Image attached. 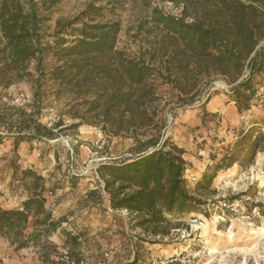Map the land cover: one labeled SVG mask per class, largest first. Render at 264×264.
Listing matches in <instances>:
<instances>
[{"label":"rangeland","instance_id":"374dc122","mask_svg":"<svg viewBox=\"0 0 264 264\" xmlns=\"http://www.w3.org/2000/svg\"><path fill=\"white\" fill-rule=\"evenodd\" d=\"M95 1L62 0L58 12L52 15L51 22L44 28L46 34L52 33L55 21H69ZM113 2L117 17L114 15L110 20H116L121 29L116 50L123 52L122 61L125 63L148 68L149 77L144 83L145 104L137 108L132 103L128 109L121 108V113L114 120L103 118L110 98L118 89L133 94L142 91L136 85L121 81L119 72H115L111 80H101L96 76L93 81L84 82L82 77L80 88L72 86L62 90L57 84L48 83L50 88H46L44 94L48 98L43 100L45 109L41 122L48 127L60 123V127L54 130L55 138L24 141L16 149L12 135L2 136L0 201L3 209H13L26 197L18 178L23 170L35 172L34 166L37 170L47 171L52 186L61 183L63 176L74 174L81 177L78 184L82 187L79 185L73 189L74 199L77 189L84 188L85 183H92L91 177L98 163L108 158L129 157L135 138L162 135L163 139H168L185 152L184 160L188 163L185 179L200 181L201 174L207 171V175H211L214 166L233 152L234 144L241 136L253 137L259 131L264 134V81L258 87L257 98L250 109L239 113L230 100L223 77L211 72L200 74L191 59H184L182 54L173 52L165 32L150 22L155 8L174 17L183 16L179 1L174 4L167 0ZM189 14L193 15L192 12ZM185 20L188 23L192 21L190 16ZM260 46H264V41ZM102 62L112 63L117 68L119 59L112 56ZM52 66L51 61H45L44 70ZM29 69L31 77L8 88L0 85V103L10 102L20 94L31 98L36 73L33 64ZM234 155L240 159L238 152ZM64 182L70 186L68 178ZM87 187L93 189L92 184ZM193 188L196 189L197 185ZM194 194L204 203L194 214L193 219L198 222L181 223L180 228L171 231L163 240L144 238L146 236L141 230L131 228L133 223L129 216L117 213L115 228L125 237L122 244L138 247V254L146 253V261L150 262L158 261L157 257H176L177 261L172 264H264V144L252 162L236 163L218 172L208 190H196ZM229 199H234L236 206H231L233 210L220 208L219 203ZM77 204L82 206L80 200ZM124 226H127L126 234ZM75 228L72 227L71 231L77 232L81 239L77 247L70 248L74 255H81L78 250L81 243L87 246L94 236L90 231L78 232L79 229ZM145 239L159 244L150 246L148 242H142ZM56 244L46 237L36 240L30 245L36 249L32 251L33 255L29 257L30 252H24L21 256L27 258L28 263L31 258V264H48ZM109 244L104 246L103 253L112 255L114 249L108 248ZM16 251L10 245L0 251V264H13V258L18 256ZM128 251L118 254L120 264H126L130 259L131 250L130 253ZM84 257L87 264H91L90 258Z\"/></svg>","mask_w":264,"mask_h":264},{"label":"trees","instance_id":"16d2710c","mask_svg":"<svg viewBox=\"0 0 264 264\" xmlns=\"http://www.w3.org/2000/svg\"><path fill=\"white\" fill-rule=\"evenodd\" d=\"M61 1H0V85L8 88L31 77V64L36 73L30 102L20 106L0 103V143L2 136L12 135L14 149L24 141L55 138L54 130L60 127V123L48 127L41 122L45 109L43 100L48 98L44 94L46 88H50V82L62 90L72 86L80 88L82 77L84 82L93 81L96 76L111 80L115 72H119L121 81L142 89L138 94L118 89L104 110L106 121L114 120L121 108L128 109L132 103L137 108L145 104L144 83L149 77L148 68L125 63L122 61L123 52L116 50L121 29L116 20H110L116 14L114 0H96L73 19L55 21L52 33L47 35L44 28L58 12ZM167 1L172 4L179 1L183 16L174 17L155 8L150 22L165 32L168 46L177 55L182 54L184 59H191L200 74L211 72L223 77L237 111L249 110L264 81V46H260L264 41V0ZM189 16L190 23L185 20ZM112 56L119 59L117 68L112 63L102 62ZM45 61H51L53 66L44 70ZM98 61L102 63L97 64ZM263 144L261 131L253 137L243 135L235 142L233 152L214 166L211 175L206 171L200 175V181L195 178L188 181L185 179L188 163L182 149L163 139L162 135L135 138L129 157L108 158L98 163L91 177L92 183L84 184V188L93 185V189L86 193L85 201L101 207L105 197L112 211L125 210L128 213L133 223L131 228L141 230L144 238L163 240L171 231L180 228L181 223L195 218L194 214L203 206L202 200L194 194L196 190H208L218 172L236 163L252 162ZM235 152L241 161L236 159ZM16 170L15 167L14 179ZM65 178H68L72 190L80 185L81 177L74 174L63 176L58 185H64ZM18 182L26 193L21 207L10 210L0 207V237L11 240L15 250L47 236L62 222L61 219L52 221L45 209L44 178L41 175L23 170ZM195 185L196 189L193 188ZM56 188L57 185L52 186L49 192L54 194ZM223 202L236 206L234 199ZM30 215L36 218L32 224L34 231L25 234ZM71 234L72 231H64L62 244L76 247L81 238L79 234ZM148 243L150 246L159 244L157 241ZM134 249L132 264H144L146 253L138 254V247ZM156 260L165 259L157 257Z\"/></svg>","mask_w":264,"mask_h":264},{"label":"crops","instance_id":"0c3cea01","mask_svg":"<svg viewBox=\"0 0 264 264\" xmlns=\"http://www.w3.org/2000/svg\"><path fill=\"white\" fill-rule=\"evenodd\" d=\"M33 169L38 175H41V177L44 178L43 197L45 198V209L50 213L51 220L57 221L61 219L62 221L58 227L52 230V232L51 231L49 232V235L42 236L40 240L46 237V239H50L54 243L55 242L58 244L63 243L64 231L70 232L72 230V227L75 226L76 230L79 229L77 230L78 232L90 231L91 236H94L93 241L88 243L87 246L81 243L82 246L78 249L81 252V256L89 257L90 259L88 260L91 264H99L100 262H103L102 254H103V251L106 249L104 246H107L108 243H110L109 244L110 246L108 248H113L114 250H113L111 259L107 262H104V264H120V262H118L119 260L118 254H122L124 252L126 253L128 251L127 250L128 246L126 247L125 244H122V241H123L122 239H124L125 237L124 235L120 234L115 228V224L118 220L116 216L118 215L117 213H109L107 211L108 202L105 199V197H104L102 206L96 207L95 205L85 201L86 193L90 191V188L86 187V188L77 189L76 190L77 194L75 193L76 195H75V198L73 199L74 190H72L69 186L58 185V184H56L57 188H56L55 193L52 196H50L47 194L48 188L52 186V183H51L52 179L50 181L48 180L50 175H47V171L44 169L37 170V166H34ZM80 187H82V185H80ZM25 199L26 197L23 198L20 203L14 205V208H20L21 203ZM78 200H80L82 206L77 204ZM1 205H2V202L0 201V207L2 208L3 206ZM35 219L36 218L33 217L32 215L28 217L29 227L25 230L24 232L25 234H29L32 231H34V227L32 226V224ZM126 231H127V226L126 228L124 226L125 234H126ZM76 233L77 232L73 231L71 235H75ZM32 244L33 243H31L30 245ZM9 245L11 249L15 248V244H12L11 240L4 238V237H0V251H3L4 249H6ZM29 246L25 249H21L18 251L15 250L16 251L15 253H17L18 256H15V258H13L12 260L13 264H31L32 263L31 258L28 263L27 258L25 259V258H22L21 256L24 252L25 254L30 252L29 257L33 255L34 252L32 251H36V249L33 246H30V247ZM128 248H129V251L131 250V255H132V246ZM129 251L128 253H130Z\"/></svg>","mask_w":264,"mask_h":264},{"label":"built area","instance_id":"2783aa9c","mask_svg":"<svg viewBox=\"0 0 264 264\" xmlns=\"http://www.w3.org/2000/svg\"><path fill=\"white\" fill-rule=\"evenodd\" d=\"M29 95L20 94L16 96L13 100L10 102H7V104L18 106L22 102L30 101ZM48 195L52 196V193H47ZM220 208H227L233 210L232 205H228L227 203H219ZM107 211L109 213H118L120 215H124L128 217V213L125 210L121 211H112L110 208H107ZM188 221H192L194 224L197 223V219H190ZM135 240V239H134ZM135 254V249L132 247V255L129 260H127L126 264H132L133 263V256ZM111 254L109 252H105L102 254L103 262H100L99 264H104V262L109 261L111 259ZM51 261L48 264H87V261L84 256L81 255H74L72 249L69 246H65L63 244H56L54 247L53 255L50 259ZM177 261L176 257H172L169 259H165L163 261H145L144 264H172L173 262Z\"/></svg>","mask_w":264,"mask_h":264},{"label":"bare ground","instance_id":"6f19581e","mask_svg":"<svg viewBox=\"0 0 264 264\" xmlns=\"http://www.w3.org/2000/svg\"><path fill=\"white\" fill-rule=\"evenodd\" d=\"M202 228V227H201Z\"/></svg>","mask_w":264,"mask_h":264}]
</instances>
